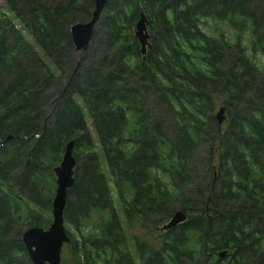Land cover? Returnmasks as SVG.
Segmentation results:
<instances>
[{"label": "trees", "instance_id": "16d2710c", "mask_svg": "<svg viewBox=\"0 0 264 264\" xmlns=\"http://www.w3.org/2000/svg\"><path fill=\"white\" fill-rule=\"evenodd\" d=\"M93 6L0 7V143L13 136L0 144V264H31L21 235L50 224L71 140L74 264H264V0H107L76 51L69 27ZM117 206L143 228L177 210L186 220L128 238Z\"/></svg>", "mask_w": 264, "mask_h": 264}, {"label": "water", "instance_id": "95a60500", "mask_svg": "<svg viewBox=\"0 0 264 264\" xmlns=\"http://www.w3.org/2000/svg\"><path fill=\"white\" fill-rule=\"evenodd\" d=\"M107 0H94V6L89 20L85 22H74L69 27V33L73 48L76 51L86 50L91 43V38L96 24L104 10ZM134 35L137 38L142 56L149 48V34L147 32L144 12H140L139 19L134 26ZM224 106H220L215 117L219 124L225 120ZM13 138L7 135L4 141ZM73 140L66 144L61 160L54 167L55 191L51 200V222L46 227L31 226L23 231L21 240L29 256L31 264H60L61 250L64 243L70 242L67 229L64 225L63 212L66 205L68 189L74 183L75 158L72 153ZM1 164V161H0ZM186 220V214L182 210H177L171 214L169 219L159 226V230L165 231L175 227ZM226 251L219 252L224 256Z\"/></svg>", "mask_w": 264, "mask_h": 264}, {"label": "rangeland", "instance_id": "374dc122", "mask_svg": "<svg viewBox=\"0 0 264 264\" xmlns=\"http://www.w3.org/2000/svg\"><path fill=\"white\" fill-rule=\"evenodd\" d=\"M0 7L4 9V0H0ZM8 14H9V16H12L11 13H8ZM16 24L18 27H21V25L18 22H16ZM24 33H25L28 41L34 46L36 51L39 54H41V51L37 47L33 37L26 31ZM41 55L46 61H48V58L46 56H44L43 53ZM81 104H82V102H81ZM88 129H89V133H90L92 139L94 141H97V135H96V132H95L94 127H93L92 119L89 116H88ZM101 161L103 163L102 158H101ZM115 200H116V198H115ZM117 211H118L119 219H120L122 226L128 230V234H129L128 238L132 237V235H134V234H139V235L143 234V236L153 237V238L161 237L162 231L157 230V228L152 227V226L147 227V228H143L138 223H136L135 225L129 224L124 219V217L122 215V211L120 210L119 206H117ZM65 225H66V228L69 232H71L75 235L77 234V232L75 231V229L72 228L71 225L66 224V223H65ZM129 244H130V247L133 248V245L131 243V239H129ZM75 261H76V255H75L74 250L72 248V243L70 242V243L65 244V246L62 250V254H61V264H74Z\"/></svg>", "mask_w": 264, "mask_h": 264}, {"label": "flooded vegetation", "instance_id": "af4514ba", "mask_svg": "<svg viewBox=\"0 0 264 264\" xmlns=\"http://www.w3.org/2000/svg\"><path fill=\"white\" fill-rule=\"evenodd\" d=\"M0 161H1V160H0ZM122 215H123V213H122ZM123 217H124V216H123ZM124 219H125V218H124ZM156 228H157V230H158V229H159V226H158V227H156ZM67 233H68V232H67ZM68 235H69V234H68ZM68 243H69V242H68ZM65 244H66V243H64V244H63V246H62V250H63V248H64ZM72 246H73V244H72ZM62 250H61V254H62ZM60 264H61V263H60Z\"/></svg>", "mask_w": 264, "mask_h": 264}, {"label": "bare ground", "instance_id": "6f19581e", "mask_svg": "<svg viewBox=\"0 0 264 264\" xmlns=\"http://www.w3.org/2000/svg\"><path fill=\"white\" fill-rule=\"evenodd\" d=\"M64 213V212H63Z\"/></svg>", "mask_w": 264, "mask_h": 264}]
</instances>
